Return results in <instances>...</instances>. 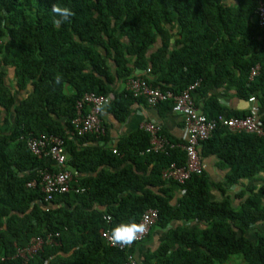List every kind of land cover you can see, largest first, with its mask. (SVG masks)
I'll return each mask as SVG.
<instances>
[{
	"label": "trees",
	"instance_id": "trees-1",
	"mask_svg": "<svg viewBox=\"0 0 264 264\" xmlns=\"http://www.w3.org/2000/svg\"><path fill=\"white\" fill-rule=\"evenodd\" d=\"M262 1L0 0V264H125L151 233L128 251L111 245L102 231L138 223L151 207L160 214L152 229H166L167 236L148 250L144 264H264V137L219 126L202 143V157L215 154L231 167L227 184H242L235 207L230 197L211 198L206 169L183 184L164 180L163 170L184 164L186 152L179 146L147 152L145 129L114 148L100 144L108 134L104 121L102 138L67 134L86 92L108 95L119 121L135 102L147 104L115 84L146 76L139 72L148 68L154 85L175 93L200 80L196 104L205 98L210 118L250 114L224 105L211 93L219 87L246 101L255 96L264 109ZM54 4L74 13L59 27ZM257 64L260 74L251 80ZM9 70L14 84L6 82ZM20 92L26 94L20 98ZM157 106L166 112L173 101ZM42 133L65 138L66 168L78 173L71 189L51 201L40 184L28 186L40 181L41 169L57 170L27 146ZM49 233H59L56 244L45 242L27 259L19 255L33 237Z\"/></svg>",
	"mask_w": 264,
	"mask_h": 264
},
{
	"label": "built area",
	"instance_id": "built-area-1",
	"mask_svg": "<svg viewBox=\"0 0 264 264\" xmlns=\"http://www.w3.org/2000/svg\"><path fill=\"white\" fill-rule=\"evenodd\" d=\"M257 20L261 27L264 26V0L260 3L257 10ZM1 44V40H0ZM147 74H151V68L146 69ZM261 65L257 64L251 69L250 79H254L260 74ZM201 81L197 80L191 83L186 89L175 93L171 89H163L161 86L154 85L149 76H131L125 82L126 89L135 97H142L148 105L157 106L168 100L173 101V110L181 114L184 118L185 139L183 143H177L169 139L162 133V126L153 121H147L142 124V129L150 132L151 145L147 152H162L172 149L176 146L183 148L186 152V162L179 164L172 162L162 172L164 180H173L180 184L185 183L194 174H202L206 169L204 159L201 155L202 143L212 137L214 131L219 126L228 127L234 132H245L264 137V120L257 106L250 108V114L246 116L226 117L219 115L215 118L208 117L200 111L196 104L195 92L200 86ZM256 97H250L251 103L256 102ZM110 101V97L104 94H98L91 91L86 92L84 96L76 103L77 113L72 120L73 127L67 131L69 137L74 135H84L86 133H96L98 138L106 135V127L103 124V108ZM88 106V109H86ZM85 109V110H84ZM27 146L32 153L44 155L53 160L57 170L41 169L40 181L34 179L28 183V186L34 187L40 184L45 195L46 201H51L57 193H64L71 189V183L75 175L66 168L68 150L66 140L63 136L56 134L42 133L38 136H31L27 139ZM114 152H117L114 149ZM81 190H84L82 188ZM80 191V189H77ZM159 210L157 208H148L142 214L138 223L146 226L145 232L130 246H119L121 249L131 250L135 243L146 239L151 233L152 227L159 219ZM111 219V216H107ZM102 235L110 242V231H102ZM59 233H49L47 238L42 236L33 237L25 248L19 249V255L24 258L36 253L46 243L56 244V237ZM125 264H144L135 253H128V260Z\"/></svg>",
	"mask_w": 264,
	"mask_h": 264
},
{
	"label": "crops",
	"instance_id": "crops-1",
	"mask_svg": "<svg viewBox=\"0 0 264 264\" xmlns=\"http://www.w3.org/2000/svg\"><path fill=\"white\" fill-rule=\"evenodd\" d=\"M172 47H175L172 42ZM6 69V68H5ZM139 73L146 74L151 79L152 76L147 74L146 70ZM6 82L14 84L13 70H9V75L6 78ZM125 87V81L116 80L115 89L121 90ZM67 91H72V87H66ZM211 93L217 94L219 100L231 110L247 111L252 106H258V102L251 103L249 100H243L236 94L235 89L227 90L224 87L214 88ZM26 93L20 92V98ZM204 99L199 98L198 108L203 112ZM260 113L264 114V109H260ZM102 118L105 123L108 124V134L104 141H101V145H106L109 148H114L116 144L124 137L132 135L142 129V124L147 121H153L162 126L163 130L167 133L170 140L174 142H183L185 139L184 118L181 114L175 112L173 109L163 112L158 106H150L145 102H135L132 106L131 113L124 121H119L108 108V104L104 105ZM206 165V172L211 183L210 195L212 199L224 200L230 197L233 205L239 207L241 204V198L237 195L243 189L242 184L228 185L226 182L227 174L231 170V167L222 158L215 154H209L203 157ZM246 182V181H245ZM257 184L263 183V181H257ZM221 185V187H220ZM167 230L161 227L155 226L150 236L141 242L136 249V256L138 259L145 263L148 250L155 251L161 242L166 239Z\"/></svg>",
	"mask_w": 264,
	"mask_h": 264
},
{
	"label": "clouds",
	"instance_id": "clouds-1",
	"mask_svg": "<svg viewBox=\"0 0 264 264\" xmlns=\"http://www.w3.org/2000/svg\"><path fill=\"white\" fill-rule=\"evenodd\" d=\"M51 11L57 19L53 23L59 27L63 22L68 21L74 13L68 7H61L54 4ZM146 226L143 223L120 224L111 230L110 242L115 245L130 246L145 232Z\"/></svg>",
	"mask_w": 264,
	"mask_h": 264
},
{
	"label": "rangeland",
	"instance_id": "rangeland-1",
	"mask_svg": "<svg viewBox=\"0 0 264 264\" xmlns=\"http://www.w3.org/2000/svg\"><path fill=\"white\" fill-rule=\"evenodd\" d=\"M68 86H69V85H68ZM68 86H67V87H68ZM19 97H20V96H19ZM237 259H240V257H239V258H237ZM240 260H241V259H240Z\"/></svg>",
	"mask_w": 264,
	"mask_h": 264
}]
</instances>
